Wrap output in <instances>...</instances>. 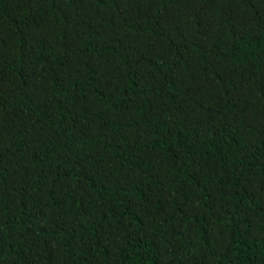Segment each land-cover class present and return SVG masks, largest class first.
Returning <instances> with one entry per match:
<instances>
[{
    "label": "trees",
    "instance_id": "1",
    "mask_svg": "<svg viewBox=\"0 0 264 264\" xmlns=\"http://www.w3.org/2000/svg\"><path fill=\"white\" fill-rule=\"evenodd\" d=\"M0 264H264V0H0Z\"/></svg>",
    "mask_w": 264,
    "mask_h": 264
}]
</instances>
